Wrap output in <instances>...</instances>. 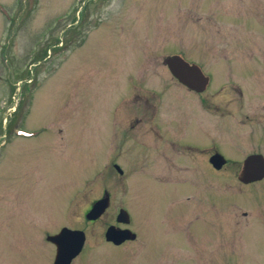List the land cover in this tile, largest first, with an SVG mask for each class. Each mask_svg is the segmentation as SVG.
Returning <instances> with one entry per match:
<instances>
[{"label":"rangeland","instance_id":"1","mask_svg":"<svg viewBox=\"0 0 264 264\" xmlns=\"http://www.w3.org/2000/svg\"><path fill=\"white\" fill-rule=\"evenodd\" d=\"M173 53L211 75L208 92L179 85ZM258 103L264 0H0V264H54L47 235L65 226L87 235L72 264H264V182L234 172L264 153ZM155 120L206 150L172 161ZM122 207L138 238L115 245Z\"/></svg>","mask_w":264,"mask_h":264},{"label":"water","instance_id":"2","mask_svg":"<svg viewBox=\"0 0 264 264\" xmlns=\"http://www.w3.org/2000/svg\"><path fill=\"white\" fill-rule=\"evenodd\" d=\"M178 56H170L167 58V62L172 69V71L184 82L190 84L192 87L198 88L201 86L205 79L201 73V70L197 66H191L184 62H181L180 65L178 63ZM188 75H185V74ZM192 74V75H191ZM191 75V76H190ZM194 83V85L191 84ZM200 88V87H199ZM213 159H219L221 161H225V159L221 155H216ZM247 173H251L255 175L254 178H259L264 174V160L260 156H251L248 158L244 165L243 172V180H246ZM109 199L105 198L98 201L91 212L88 214L89 217H97L99 216L108 206ZM129 219V215L125 210L121 211L119 216V221ZM106 237L109 241H113L114 243H122L126 239H133L136 237V234L131 230H122L115 226L109 227ZM50 240L54 241L58 245V253L55 260V264H71L73 258L81 251L84 234L81 231H73L68 228H64L59 234L55 236H50Z\"/></svg>","mask_w":264,"mask_h":264},{"label":"flooded vegetation","instance_id":"3","mask_svg":"<svg viewBox=\"0 0 264 264\" xmlns=\"http://www.w3.org/2000/svg\"><path fill=\"white\" fill-rule=\"evenodd\" d=\"M174 77V76H173ZM175 78V77H174ZM176 79V78H175ZM177 82L179 83V85L181 86H184L186 90H188L189 93H195V94H204L208 91V89L206 90H197V89H193V88H189L186 84H184L183 82H181L179 79H176ZM241 96H242V99H241ZM245 97V94L243 93L242 95V91L240 92L239 89L237 90V94H236V97H235V101L237 103H241L242 100L244 99ZM162 100H163V97H162ZM204 103V102H202ZM159 105V104H158ZM264 104H261V103H258V104H253V108H252V112L251 113H258L259 110H260V107L263 106ZM160 106V110L157 112V115L156 116H160L161 115V108H162V102L161 104L159 105ZM250 118V117H249ZM159 120H160V117H159ZM157 124V126H153L152 127V130H153V133L155 134V136L162 140V138H164V141L162 142V145H168L167 147V150L169 151V153L171 152V155H176L178 154L179 157H177V159L174 157L172 161H179V160H182L184 161L186 159V157H188L187 153L185 152L186 150H193L195 153H198L199 151H204L206 150V147L207 145H198V142L196 140H189L187 139L186 137H175V136H169V137H166L163 133V128L164 127H161L163 126L159 121H156L155 122ZM205 131V130H204ZM240 132L237 133V136L239 135ZM166 138V139H165ZM214 146H217L216 144H212ZM264 148V147H263ZM222 153L223 152L220 150V149H214L212 150V154H210V157H209V162H211V157L216 154V153ZM187 154V155H186ZM261 155L264 157V153L263 152H249L247 153L244 158L242 159V161L240 160H234L235 162L238 163V168L234 170L235 172V176L238 180H240L242 177H243V172H244V162L245 160L251 156V155ZM198 155V154H197ZM156 161H159L161 162V159L159 160H156ZM228 163V162H227ZM212 164V163H211ZM213 165V164H212ZM214 167V166H213ZM224 169L221 168L219 170H222ZM247 177H245L244 175V178H246V182H241L243 184H246V185H250V186H255V185H259L260 183L264 182V176L263 177H259V178H254L255 175H252L251 173H247ZM241 181V180H240ZM111 225V224H110ZM118 226L122 227L123 229L127 228V227H131L130 224L129 225H126V224H119ZM130 240H126V242H128ZM125 242V243H126Z\"/></svg>","mask_w":264,"mask_h":264}]
</instances>
